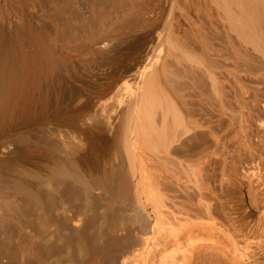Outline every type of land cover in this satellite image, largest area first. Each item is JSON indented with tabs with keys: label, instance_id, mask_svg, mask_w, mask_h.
<instances>
[{
	"label": "bare ground",
	"instance_id": "6f19581e",
	"mask_svg": "<svg viewBox=\"0 0 264 264\" xmlns=\"http://www.w3.org/2000/svg\"><path fill=\"white\" fill-rule=\"evenodd\" d=\"M159 1L112 18L116 0H0V221L127 165L136 227L115 246L119 264H186L182 249L205 239L229 249L195 176L209 185L215 159L223 177L264 181V0H171L168 28ZM214 118L226 127L212 147L181 151Z\"/></svg>",
	"mask_w": 264,
	"mask_h": 264
},
{
	"label": "rangeland",
	"instance_id": "374dc122",
	"mask_svg": "<svg viewBox=\"0 0 264 264\" xmlns=\"http://www.w3.org/2000/svg\"><path fill=\"white\" fill-rule=\"evenodd\" d=\"M146 1L148 0H116L115 13L111 8L107 7V10L113 12L110 16L114 18L113 15L117 11L126 12L132 6H140ZM153 1L158 2V0ZM160 1L159 9L163 10V18L168 28L169 23H172L171 0ZM168 47L169 56L172 59V44ZM171 59L169 61L172 67ZM115 90L101 96L100 99L107 102L112 101ZM215 118L210 123L212 126L206 130L207 132L204 130V132L197 133L188 144L182 146L181 151L195 153L208 146L211 148V142L216 132L221 133L226 127L224 120L217 118V121L219 120L217 122ZM216 162L213 159L212 165L213 163L216 165H211L212 167L208 171L210 169L212 171L207 173V177L208 181L210 179L209 185L214 183L212 186L216 188L220 186L219 190L212 186L209 188L210 186L204 183L200 173H198L200 178L198 175L195 178L196 183L198 181L197 185L204 186L202 190L205 191L203 193L206 195L205 200H209L208 204L213 208L211 209H215L214 214L219 216L218 220H215V222L218 221L216 224H222L221 227L224 229L226 227V233L221 235L224 240L226 239V242L221 240L224 241V244H228L229 249L222 243H217L218 241L211 239L212 242L205 239V242H199L194 246L197 247L196 249L184 247L179 257L186 260V264H264V181L253 179V177H244L240 170L234 169L233 171L232 168V171L229 169L223 177L221 171L219 172V164ZM97 166L103 168L105 162H99ZM150 167L153 174L158 173V168ZM213 167L217 168L214 174ZM197 178L201 180L199 181ZM82 179L90 180L93 185L87 187L80 182L72 192H62L52 196L44 193L41 203L27 198L29 201L27 204L12 208L4 216L5 218L3 217V221H0V225H2L0 228V251L4 253L0 252V254L4 255V259L13 257V264H95L93 250L98 245L100 247L98 264L120 263L115 246L122 243L124 238L136 227L130 221L132 208L127 200V187L131 182L130 169L125 165L124 168L119 169L116 176L107 181H101L94 173H90L85 179ZM211 179H214L218 185ZM223 180L225 181L223 182ZM211 181L212 184H210ZM158 186L163 190H172V180L161 178ZM212 189L215 193L212 192ZM108 190L110 193L107 192ZM206 191L208 192L206 193ZM170 197L172 198V196ZM182 200L184 198L180 201ZM182 203L184 202L182 201ZM170 206L173 209L172 205ZM146 209L154 220L155 216L151 213V208L147 206ZM162 210L166 213L170 209L162 208ZM26 222H29L30 226H26ZM237 242L242 245L237 246ZM230 244L232 246L235 244V252L232 251L233 248H230ZM243 245L247 249L243 248ZM191 253L194 257L199 255V258L197 257L199 260L194 257L190 258ZM230 253L236 254V256L234 257ZM239 253L241 259L237 258ZM187 256L191 260L190 262ZM36 259L40 260L35 261Z\"/></svg>",
	"mask_w": 264,
	"mask_h": 264
}]
</instances>
